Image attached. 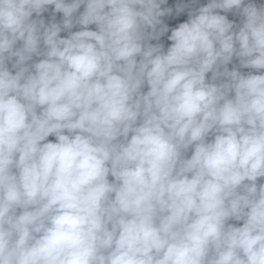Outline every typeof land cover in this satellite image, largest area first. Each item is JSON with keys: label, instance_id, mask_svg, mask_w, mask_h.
I'll return each instance as SVG.
<instances>
[{"label": "clouds", "instance_id": "clouds-1", "mask_svg": "<svg viewBox=\"0 0 264 264\" xmlns=\"http://www.w3.org/2000/svg\"><path fill=\"white\" fill-rule=\"evenodd\" d=\"M0 264H264V0H0Z\"/></svg>", "mask_w": 264, "mask_h": 264}, {"label": "trees", "instance_id": "trees-1", "mask_svg": "<svg viewBox=\"0 0 264 264\" xmlns=\"http://www.w3.org/2000/svg\"><path fill=\"white\" fill-rule=\"evenodd\" d=\"M171 2H173V0H170V3H171ZM186 18H187V17H186V14H185V15H182V17L179 18V21L182 22V21L185 20ZM165 22H168L169 25H170V27L174 26V24H175V21H169V20H167V19H166ZM62 35H63V34H62ZM162 39H164V38H162ZM49 139H54V138H53V137H50Z\"/></svg>", "mask_w": 264, "mask_h": 264}]
</instances>
